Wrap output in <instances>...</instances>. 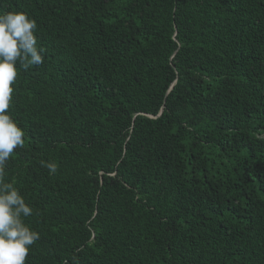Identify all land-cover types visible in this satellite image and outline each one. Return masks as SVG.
<instances>
[{
    "label": "trees",
    "instance_id": "trees-1",
    "mask_svg": "<svg viewBox=\"0 0 264 264\" xmlns=\"http://www.w3.org/2000/svg\"><path fill=\"white\" fill-rule=\"evenodd\" d=\"M37 24L5 163L26 264H264V0H0ZM55 163L50 174L41 162Z\"/></svg>",
    "mask_w": 264,
    "mask_h": 264
},
{
    "label": "clouds",
    "instance_id": "clouds-1",
    "mask_svg": "<svg viewBox=\"0 0 264 264\" xmlns=\"http://www.w3.org/2000/svg\"><path fill=\"white\" fill-rule=\"evenodd\" d=\"M37 24L25 12L0 14V264H26L30 247L40 239L25 218L33 209L13 183L5 182V163L14 150L23 148L25 131L12 118L10 108L18 68L39 66L43 63L44 49L38 47L35 35ZM50 174H55V163L41 162Z\"/></svg>",
    "mask_w": 264,
    "mask_h": 264
}]
</instances>
